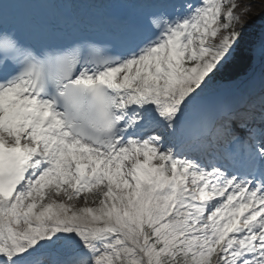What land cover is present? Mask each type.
<instances>
[{
  "label": "snow or ice",
  "instance_id": "obj_1",
  "mask_svg": "<svg viewBox=\"0 0 264 264\" xmlns=\"http://www.w3.org/2000/svg\"><path fill=\"white\" fill-rule=\"evenodd\" d=\"M19 2L0 3V264H264L255 0H45L81 11L44 25ZM236 61L247 87L225 92Z\"/></svg>",
  "mask_w": 264,
  "mask_h": 264
},
{
  "label": "trees",
  "instance_id": "obj_2",
  "mask_svg": "<svg viewBox=\"0 0 264 264\" xmlns=\"http://www.w3.org/2000/svg\"><path fill=\"white\" fill-rule=\"evenodd\" d=\"M256 7L253 13V22L256 20H264V12L261 11V3L260 0H255ZM252 22V23H253ZM251 23V24H252ZM263 23V22H262ZM246 65L241 63L240 61H236L233 65H231L227 71L221 74L225 79L233 78L240 73H242L245 69Z\"/></svg>",
  "mask_w": 264,
  "mask_h": 264
},
{
  "label": "rangeland",
  "instance_id": "obj_3",
  "mask_svg": "<svg viewBox=\"0 0 264 264\" xmlns=\"http://www.w3.org/2000/svg\"><path fill=\"white\" fill-rule=\"evenodd\" d=\"M263 32H264V31H263ZM260 33H261V30H260V31H258V34H257V35L259 36V35H260ZM89 206H92V205H89Z\"/></svg>",
  "mask_w": 264,
  "mask_h": 264
}]
</instances>
